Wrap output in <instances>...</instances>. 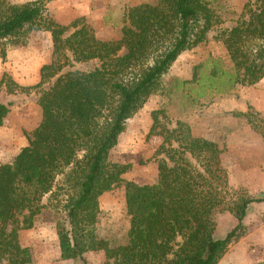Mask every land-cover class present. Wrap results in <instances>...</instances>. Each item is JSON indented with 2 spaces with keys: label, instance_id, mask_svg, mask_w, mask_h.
I'll list each match as a JSON object with an SVG mask.
<instances>
[{
  "label": "trees",
  "instance_id": "obj_1",
  "mask_svg": "<svg viewBox=\"0 0 264 264\" xmlns=\"http://www.w3.org/2000/svg\"><path fill=\"white\" fill-rule=\"evenodd\" d=\"M50 1L0 0V43L23 44L29 29L48 31L52 41L51 59L40 67L37 83L22 85L7 73L0 77V87L7 93L39 89L41 110L27 144L10 162L0 164V264L31 262L18 230L34 226L44 195L56 198L63 192L67 198L61 211L57 205L52 209L61 259H82L87 250H103L115 264H217L239 236L248 206L264 202V192L251 196L230 187L220 158L223 147L192 136L183 122L165 129L169 145L162 146L165 158L157 164V182H125L127 242L111 247L94 228L100 218L99 196L118 186L130 166L109 161V150L176 58L203 42L221 22L214 0L134 5L119 39L108 40L97 38L78 19L68 25L56 21L47 8ZM69 28L73 30L65 35ZM218 37L229 64L212 58L209 73H193L197 97L204 96L206 88L223 92L264 77V1L246 4L235 25L222 29ZM1 52L4 55L5 50ZM90 59L100 64L60 73L72 61ZM8 112V105L0 102V126ZM157 112L151 113L153 128L158 125ZM170 137L177 146L170 145ZM65 168L63 181L55 185ZM224 210L236 224L216 237L214 214Z\"/></svg>",
  "mask_w": 264,
  "mask_h": 264
},
{
  "label": "rangeland",
  "instance_id": "obj_2",
  "mask_svg": "<svg viewBox=\"0 0 264 264\" xmlns=\"http://www.w3.org/2000/svg\"><path fill=\"white\" fill-rule=\"evenodd\" d=\"M22 3L30 0H8ZM155 0H54L48 2L49 14L64 25L75 19L89 25L99 39H119L127 22L130 7ZM264 0H214L212 4L221 22L207 33L206 39L183 51L162 75L160 86L145 103L125 122L117 143L109 150L108 160L130 164L122 174V182L99 196V220L95 224L98 237L111 247L127 242L129 215L125 205V182L152 185L157 182V164L165 158L162 146L171 130L183 122L194 137L208 139L223 147L220 156L230 187L239 192L256 196L264 192V77L251 85L236 84L234 88L216 92L205 91L197 97V84L193 73H209L212 58L229 64L228 55L218 37L219 32L235 25L243 15L246 4L255 5ZM73 29L69 28L65 35ZM24 43L10 46L0 43V77L7 73L22 85L39 81V70L51 59V35L45 30L29 29L23 34ZM5 53L2 55L1 50ZM208 61V62H207ZM100 64L98 59L72 61L60 73L71 70L87 71ZM201 65L196 69L197 66ZM48 83L43 84L46 87ZM39 89L29 93H7L0 87V102L7 104L9 112L0 126V164L12 160L19 149L26 145L41 120L37 103ZM158 110V125L154 128L151 113ZM170 145L177 146L171 138ZM192 162H195L190 158ZM65 168L55 179L63 181ZM231 188L230 192H233ZM244 193V194H245ZM232 197V196H231ZM67 198L66 193L56 198L51 194L42 197L44 207L33 227L18 230L19 243L31 255L28 264H115L103 250H87L83 258L61 259L56 233V214L52 210ZM21 218V216H18ZM239 236L228 244L217 264H264V202L248 206ZM236 224L227 210L214 214V235L222 237ZM13 227L11 224L8 228Z\"/></svg>",
  "mask_w": 264,
  "mask_h": 264
},
{
  "label": "crops",
  "instance_id": "obj_3",
  "mask_svg": "<svg viewBox=\"0 0 264 264\" xmlns=\"http://www.w3.org/2000/svg\"><path fill=\"white\" fill-rule=\"evenodd\" d=\"M52 1H54V0H52ZM51 2V1H50Z\"/></svg>",
  "mask_w": 264,
  "mask_h": 264
}]
</instances>
